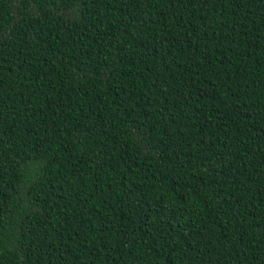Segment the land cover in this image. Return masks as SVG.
I'll list each match as a JSON object with an SVG mask.
<instances>
[{"label": "trees", "instance_id": "1", "mask_svg": "<svg viewBox=\"0 0 264 264\" xmlns=\"http://www.w3.org/2000/svg\"><path fill=\"white\" fill-rule=\"evenodd\" d=\"M0 264H264V0H0Z\"/></svg>", "mask_w": 264, "mask_h": 264}]
</instances>
